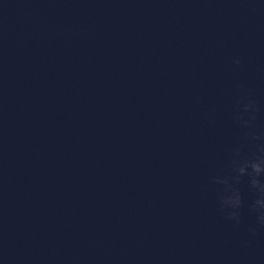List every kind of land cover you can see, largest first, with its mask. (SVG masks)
I'll list each match as a JSON object with an SVG mask.
<instances>
[{
    "label": "water",
    "instance_id": "obj_1",
    "mask_svg": "<svg viewBox=\"0 0 264 264\" xmlns=\"http://www.w3.org/2000/svg\"><path fill=\"white\" fill-rule=\"evenodd\" d=\"M264 0H0V264H264Z\"/></svg>",
    "mask_w": 264,
    "mask_h": 264
},
{
    "label": "clouds",
    "instance_id": "obj_2",
    "mask_svg": "<svg viewBox=\"0 0 264 264\" xmlns=\"http://www.w3.org/2000/svg\"><path fill=\"white\" fill-rule=\"evenodd\" d=\"M260 219H261V222L264 223V215H262V216L260 217Z\"/></svg>",
    "mask_w": 264,
    "mask_h": 264
}]
</instances>
